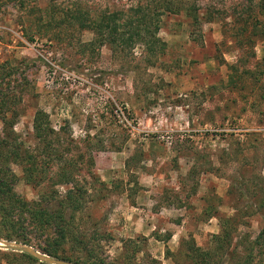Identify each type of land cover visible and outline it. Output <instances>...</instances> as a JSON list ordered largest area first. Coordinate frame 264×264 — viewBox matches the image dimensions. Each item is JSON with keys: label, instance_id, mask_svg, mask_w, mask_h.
<instances>
[{"label": "rangeland", "instance_id": "rangeland-1", "mask_svg": "<svg viewBox=\"0 0 264 264\" xmlns=\"http://www.w3.org/2000/svg\"><path fill=\"white\" fill-rule=\"evenodd\" d=\"M164 1L195 10L198 22L184 10H158ZM136 5L155 13L162 54L142 44L113 52L85 26L50 22L66 9L127 20ZM0 86L19 96L17 105L9 102L18 111L13 131L41 165L34 187L22 178L21 164H10L19 197L33 201L54 190L61 198L71 189L50 187L57 167L35 138L38 112L53 131L51 148L59 146L56 134L71 140L66 156L77 161L80 184L91 182L85 162L93 158L92 201L74 224L88 239L96 234L105 264H125L130 241L137 243L136 264H202L198 254L214 247L212 236L223 229L230 243L219 264H236L259 233L264 0H0ZM17 233L0 224L9 238L1 240L23 244ZM27 237V246L41 252L42 239ZM70 248L61 253L78 255ZM0 264L45 263L0 247Z\"/></svg>", "mask_w": 264, "mask_h": 264}, {"label": "trees", "instance_id": "trees-1", "mask_svg": "<svg viewBox=\"0 0 264 264\" xmlns=\"http://www.w3.org/2000/svg\"><path fill=\"white\" fill-rule=\"evenodd\" d=\"M156 8L169 14H178L184 10L188 18L192 19L194 23L198 22L195 10L192 12L188 8H181V6L173 5L168 1H164ZM129 12L132 13V19L125 20L126 18L123 19L121 13L119 15L116 12L89 17L77 9H66L59 20L51 15L50 22L52 21L58 26H70L73 23L80 27L85 26L96 36L95 40L99 45H107L113 52H122L125 47L130 48L134 44H142L149 54H162L165 44L157 37L158 26L153 23L155 13L149 9L145 11L141 5L130 8ZM9 102L17 105L19 96H16L15 93L3 92L0 86V121L3 125L0 130V224L12 233L19 232L17 241L25 245L30 243V237L27 235L33 232L37 238L44 242V246L39 247L40 251L50 257L77 264H105L104 260L99 258L96 253V249L99 248V243H96V234L88 239L83 231H78L79 228L74 224L75 215L82 213L87 207V202L92 201V194L88 193V189L93 188L97 183V178L91 169L93 158L89 157L85 162V172L90 176L91 182L88 183L82 178L81 182L84 183L80 184L78 178L80 167L76 160L66 156L72 148L71 140H61V136L56 134L59 146L51 148L52 141L48 139V133L53 134V131L49 127V121L46 120L45 114L41 111L38 112L33 118L35 138L44 144L43 148L45 149L42 152L49 154V163L51 165L55 163L57 167L54 174L55 180L50 187L68 185L71 189L67 191L66 196L61 198L54 190L41 194L38 200L27 201L19 197L14 191V186L19 179L11 170L10 164H16V162L21 164L22 178L27 184H32L34 187L40 184L39 180L41 179L37 180L36 176H38V171H41V165H39L40 162H37L39 160L37 154L30 149H23L17 141V135L13 129L18 111L11 109ZM92 139L93 137L86 136L88 146ZM85 184L90 187H84ZM229 236V233L224 229L219 234L213 235L214 247L198 254L200 262L202 264H219L217 256L222 249L229 245ZM0 237L3 238L1 234ZM3 239L8 240L9 238ZM130 244L133 247L130 249L131 255L125 258V264H136L137 243L130 241L125 247H130ZM67 245H71V252H77L78 255H74V257L63 255L61 252ZM243 251L245 253L241 255V259L236 260L233 257L236 264H255L257 258L264 257V219L259 233ZM263 262L261 263L264 264Z\"/></svg>", "mask_w": 264, "mask_h": 264}, {"label": "water", "instance_id": "water-1", "mask_svg": "<svg viewBox=\"0 0 264 264\" xmlns=\"http://www.w3.org/2000/svg\"><path fill=\"white\" fill-rule=\"evenodd\" d=\"M0 247L5 250H14V251L24 253L34 258L35 260L41 263H45V264H75L72 262L58 260V259L46 256L45 254L37 251L36 249L30 246L19 244V243L8 242V241H4L0 239Z\"/></svg>", "mask_w": 264, "mask_h": 264}]
</instances>
